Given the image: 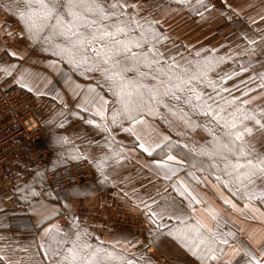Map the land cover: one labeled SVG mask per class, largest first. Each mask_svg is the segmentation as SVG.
Masks as SVG:
<instances>
[{"label": "snow or ice", "instance_id": "6c2138e0", "mask_svg": "<svg viewBox=\"0 0 264 264\" xmlns=\"http://www.w3.org/2000/svg\"><path fill=\"white\" fill-rule=\"evenodd\" d=\"M172 3L179 8L169 9L163 3L155 8L164 16L184 10L201 20L215 9L219 17L239 29V42L224 55L215 48H202L177 59L167 49L170 37L163 31V17L145 15L138 2L0 0V11L21 25L18 34L51 57L46 64L60 80L53 83L41 73L7 61L0 63V74L36 97L55 92L52 98L64 108L67 104L57 83L62 81L79 97V111L71 115L89 114L84 122L105 134L103 145L96 142L102 154L92 160L101 183L108 182V169L119 166L128 154L139 151L152 157L148 162L151 169L182 199L179 204L167 198L161 203L132 189L133 202L149 225L150 237H172L200 264H264V229L245 225H264V10L257 13L258 19L248 15L245 21V8L254 7L252 4L220 0L217 8L211 0H169ZM233 16L240 21H233ZM244 23L257 35L242 27ZM5 35L13 33L6 31ZM5 52L23 59L16 51ZM229 61L239 71H224L221 66ZM242 73H251L240 80L243 87L226 86ZM73 76L93 83L82 85ZM58 115L63 116V110ZM146 117H159L169 125L175 122L177 136L199 129L208 139L181 143L163 133L154 139L146 131L151 127ZM117 130L126 134L130 147L116 139ZM63 142L66 137L58 139ZM198 186L213 190L230 209L229 214L225 216L210 204ZM25 192L22 198L26 200L41 195L35 189ZM44 195L51 197L52 192ZM29 208L39 217L37 227L42 231L23 247L0 245V264H150L131 251L140 243L138 239L135 244L128 240H115L107 246L103 241L93 244L89 242L92 234L81 229L71 213L69 223L61 227L48 223L61 214L59 209L43 200H35ZM0 240L6 238L0 236ZM152 243L150 239L144 250ZM17 252L25 255L17 256Z\"/></svg>", "mask_w": 264, "mask_h": 264}, {"label": "crops", "instance_id": "0c3cea01", "mask_svg": "<svg viewBox=\"0 0 264 264\" xmlns=\"http://www.w3.org/2000/svg\"><path fill=\"white\" fill-rule=\"evenodd\" d=\"M132 2H138L145 10V15H151L156 19H161L163 17V31L170 37L167 43H172L178 40V42H182L184 45L188 46L190 49L186 52L185 56H189L190 53H194L196 50L202 48L212 49V46L208 47L205 30H201L196 36L198 29L195 27L203 24L222 26L223 24L231 23L219 17V13L215 9L210 13H205L207 18L201 20L199 16H195L184 10L164 16L162 11L155 8V4L163 3L168 6L169 9L179 8V6L174 3L169 5V0H132ZM211 2L215 3L217 8L220 7V0H211ZM235 3H238L241 6L247 4L254 5L252 8H245V21L248 15H252L258 19L257 13H262V10H264V0H235ZM234 18L235 16H233V21H236ZM13 22L17 23L14 17L8 22H3L0 19V63L5 61L16 63L17 65L22 66V68L28 69L30 72L41 73L42 75L47 76L53 81V83L59 81V76L46 64V60L51 57L34 51V49L28 44L27 37L18 34L21 25L17 23L19 27V30L17 31H14L11 28ZM231 25L234 24L231 23ZM6 31L12 32L13 35L6 36ZM189 33L194 34V36L190 37ZM5 49L16 51L19 56L23 57V59L21 60L7 56ZM61 67L66 66L61 65ZM258 68L259 67H256V70ZM237 71H239V68H237ZM73 79L82 85L93 83V81L83 80L77 76H73ZM236 79H238V77H234L232 80L228 81V83L234 84ZM0 86L19 87V85L13 83L12 78L5 77L2 74H0ZM56 86L60 90L64 102L67 104V108H64L58 100L52 98V96L55 95V92L43 97L34 96L35 100L33 104L34 113L36 114L43 131L44 139L42 145L51 148L52 154L42 166L34 168L33 174L29 178L28 183L19 186L20 191H16L17 187L13 189V193L16 194L19 201L22 203L20 208L24 209V211L29 214L36 225L39 217L34 215L29 208V205L34 203L35 200H43L46 205L60 210L61 214L56 216L55 219L50 220L48 223H58L61 227H65L70 219L69 215L64 214V212L72 211L79 205L91 207L105 205L116 214L128 216L133 219L138 217L145 219L141 214L140 208H138L133 202V188L137 189V194L141 197H145L146 195L152 196L158 199L161 203H164L166 198L174 199L177 204H179L182 198L179 197L170 186H168V181H165L162 176L155 172L154 169H151L148 162L152 157H148L146 154L139 151L128 154L129 158L122 161L119 166L109 168L108 174L110 178L108 182L101 183L99 173L92 160L93 157H99L102 154L96 142L103 145L105 134L95 126L84 122L89 114L80 113V116L71 115V112L79 111L76 108V104L79 102V97H74L72 92L64 86L62 81L57 83ZM240 87H243V85ZM233 94L238 93L234 92ZM61 110L64 112L63 116L58 115ZM62 123L63 127L60 126ZM148 123L151 127L147 128L146 131L155 139L160 132L149 120ZM114 134L116 135L117 140L123 141L124 145L128 147L131 146L126 134L120 133L118 130ZM60 137H66L67 142L58 143ZM75 156L87 157V159L84 160H88L93 164L96 171V177L94 180L67 189L59 194L52 193L51 197L45 196L44 193L49 191L45 182V173L49 170L83 160L73 159ZM180 175L183 176L184 173H181ZM26 189L29 191L35 189V191L40 192L41 195L27 200L23 199L22 197L26 194ZM198 190L207 198L210 204L217 209L222 210L225 216L229 214L230 209H227L226 206L222 204V201L216 198V193L213 190L206 189L203 186H198ZM125 192H128L129 195L125 196ZM78 193H80V195H78ZM83 193H90V195H83ZM224 194L228 195L227 192ZM57 196H59V199H57ZM8 197L9 194H7L4 187L0 184V236L6 238V240H0V245L11 243L14 247H23L37 236L39 232L42 231V228H37L34 232L10 228L9 219L11 212L6 205ZM65 203L69 205L68 208L64 207ZM245 225L248 228L264 229V225L256 223L245 222ZM47 226V223L43 225V227ZM80 228H86L88 232L92 234L89 242L93 244L103 241L104 246H107L109 242H114L115 240H120L121 242L128 240L135 244L138 239L140 243L136 244V247L132 248L131 251L135 252L137 257L143 255L146 261H150V264L158 263V259L146 258L144 244L142 243L145 236L132 226L114 227L111 235L104 236L92 232V230L86 225L80 224ZM97 237L99 240L96 239ZM152 239L154 240L158 256L170 260L172 264H200L196 256L172 237L159 236L152 237ZM23 255L25 254L17 252V256Z\"/></svg>", "mask_w": 264, "mask_h": 264}, {"label": "built area", "instance_id": "2783aa9c", "mask_svg": "<svg viewBox=\"0 0 264 264\" xmlns=\"http://www.w3.org/2000/svg\"><path fill=\"white\" fill-rule=\"evenodd\" d=\"M1 13L3 22L12 18L3 11ZM11 28L14 31L19 29L15 22ZM34 100L33 94L18 86H0V184L9 194L6 204L11 212L9 227L29 232L36 231L38 227L29 214L20 208L22 203L13 189L28 183L34 168L42 166L52 154L51 148L42 145L43 131L33 110ZM95 177L93 164L83 159L47 171L45 182L49 191L59 194L91 182ZM69 213L98 235H111L114 227L132 226L145 236L142 241L144 245H148L152 239L145 219L116 214L105 205H79L72 211L64 212L66 215ZM144 253L146 258L158 259L157 264H172L170 260L158 256L154 243Z\"/></svg>", "mask_w": 264, "mask_h": 264}, {"label": "rangeland", "instance_id": "374dc122", "mask_svg": "<svg viewBox=\"0 0 264 264\" xmlns=\"http://www.w3.org/2000/svg\"><path fill=\"white\" fill-rule=\"evenodd\" d=\"M1 15H2V13L0 14V19H1ZM234 20L240 21V18L235 17ZM234 25H231V23L230 24H223L222 26H217V25L215 26V25H212V24H206V25L203 24V25H200L198 27H195V28L198 29V31L196 33V36L199 34L198 32H200L201 30H205V34H207L206 41L208 42L207 43L208 47L212 46V48H215V49L218 50V54L219 55H224L225 53L228 52V49L230 47H233L235 43L239 42L238 41L239 29L236 26L234 27ZM242 27L246 28L249 31L250 34L257 35L255 33H252L251 29L247 28V24H243ZM195 28H193V29H195ZM189 34H190L189 35L190 37L194 36V34H191V33H189ZM27 41H28V44L34 49V51H36L38 53H42V54L48 56V54L43 53L40 50V46L38 44H35L34 42H32V41H30L28 39H27ZM173 45H175V47H173ZM167 49L170 50L173 55H176L177 59H179V55L183 54L185 56L186 52H188V50L190 48L188 46L184 45L182 42H178V40H177V41L172 42V43H167ZM221 67L226 72L227 71H231L233 69H235L237 71V68H238L237 65L233 64L231 61H229L225 65H222ZM256 67H259V65H257ZM257 70L259 71L260 69L258 68ZM250 74L242 73L240 76H238V79H236L234 84H229L228 81H227L226 82V86L229 87V88H232L233 85H237V86L240 87V86H242V85L239 84L240 80L246 79L247 76L250 75ZM81 79H83V78H81ZM207 91H211V90L207 89ZM161 112L163 113L164 110L161 109ZM165 115L167 116L166 113H165ZM167 118L171 119L170 116H168ZM146 119H148L152 123V125L160 133H163V134L171 136V138L174 141L175 140H179V141H181V143L192 144L193 142H203V140L208 139L207 134L204 131L199 130V129L196 132H194V133L193 132H188V134L185 135V136H177L176 132L179 130V127H178V125L175 122L173 124L169 125V124H166L159 117H155V118L146 117ZM200 122L203 123V118H200ZM258 147H259V145H258Z\"/></svg>", "mask_w": 264, "mask_h": 264}]
</instances>
